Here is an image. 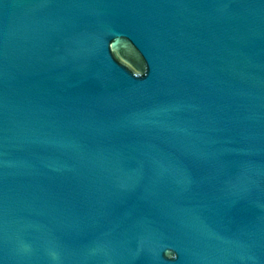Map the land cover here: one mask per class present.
I'll list each match as a JSON object with an SVG mask.
<instances>
[{"label":"water","instance_id":"95a60500","mask_svg":"<svg viewBox=\"0 0 264 264\" xmlns=\"http://www.w3.org/2000/svg\"><path fill=\"white\" fill-rule=\"evenodd\" d=\"M0 264H264V0H0Z\"/></svg>","mask_w":264,"mask_h":264}]
</instances>
